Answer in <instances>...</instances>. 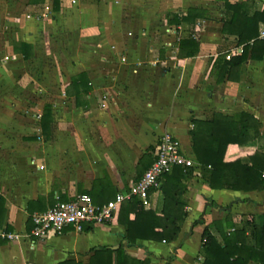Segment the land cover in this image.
I'll use <instances>...</instances> for the list:
<instances>
[{
  "label": "crops",
  "instance_id": "0c3cea01",
  "mask_svg": "<svg viewBox=\"0 0 264 264\" xmlns=\"http://www.w3.org/2000/svg\"><path fill=\"white\" fill-rule=\"evenodd\" d=\"M252 1L253 10L264 8V0ZM52 3L22 0L24 13L16 12L17 0L0 1L5 24L13 18L19 24L17 33L10 34L11 43L28 41L34 45L33 59L22 61L13 56L25 68L35 61H47L49 56L42 53L49 39H54L57 51L69 60V64L59 66V80L52 82L56 95L47 102L40 101L35 116L41 115L45 104L52 105L50 139H32L40 135L37 124L36 136L17 142H12L17 132L15 122L10 120L6 128H0L2 228L15 234L28 233L31 215L48 210L56 199L69 201L87 194L104 205L140 179L138 162L145 154L154 158L156 141L163 134L175 136L183 153L195 162L189 131L193 121L208 119L213 113L231 116L246 112L257 118L262 125L259 137L241 149L264 152V59L243 63L237 81L224 80L216 85L211 75L218 49L235 40L220 33L222 1L60 0L56 12ZM214 6L219 11L215 20ZM192 7L209 11L210 19L198 22L200 27L203 24V32L199 33L196 25L193 29L199 53L180 60L174 48L175 28L167 26L166 20L171 14H186ZM144 27L146 31L140 30ZM119 54L126 62L119 60ZM229 55H237L236 49L232 48ZM80 73L89 79L90 91L80 98L87 103L86 108L76 107L74 98L66 94L71 79ZM239 158L249 164L248 157H241L238 150L227 151L224 162ZM195 174L184 195L187 218L177 239L171 243L138 240L135 246L124 247L130 257L148 259L149 264H194L206 227L221 242L213 222H221L228 235L235 227L252 221L246 233L249 236L254 226L264 222V190H212ZM149 202V208L160 214L162 194L151 191ZM227 218L234 226L227 228ZM198 220L203 223L194 225ZM124 232V227L114 223L80 233L71 228L61 234L51 231L42 240L22 237L0 241V264H88L95 249H117L125 244Z\"/></svg>",
  "mask_w": 264,
  "mask_h": 264
},
{
  "label": "trees",
  "instance_id": "16d2710c",
  "mask_svg": "<svg viewBox=\"0 0 264 264\" xmlns=\"http://www.w3.org/2000/svg\"><path fill=\"white\" fill-rule=\"evenodd\" d=\"M219 1L223 3L220 33L235 37V40L222 44L218 49L211 68V75L216 85L223 83L224 80L237 81L241 66L246 61L264 59V8L261 11L253 10L252 0L242 3ZM52 9L54 12L60 9V0H53ZM209 19V11L196 7L187 9L184 15L171 14L167 18L166 25L175 28L177 40L174 48L178 59L192 58L199 53L200 44L194 38L193 29L199 21ZM232 48H240L241 51L237 55L230 56ZM11 52L22 61H28L35 56L34 45L28 41H13ZM89 91V79L85 73H80L71 79L66 94L74 98L76 107L86 108L87 103L82 102L80 98ZM52 124V105L45 104L37 122L40 135L32 139H38L40 136L45 140L50 139ZM261 126L257 118L246 112L231 116L213 113L208 119L193 121L189 136L196 166L175 167L170 173L161 177L157 190L163 196V208L160 214L155 213L151 208H145L136 198L119 204L108 224L116 223L125 228L122 237L125 244L121 243L117 249L108 247L95 249L88 264H149L148 259L137 260L130 257L124 247L135 246L138 240L171 243L177 239L187 218V202L184 195L195 173L202 183L212 190L263 191L264 152L255 148L241 149L257 140ZM237 150L241 157H248L249 164H243L240 158L233 162H224L227 151ZM153 160L150 154H145L138 162L137 176H142ZM115 196L104 203L113 200ZM92 201L102 206V203ZM2 203L3 199L0 198V204ZM202 223V220H198L194 225ZM212 226L219 233L221 242L212 235L208 227L204 229L199 250V256L203 259L202 264H248L249 262L264 264V222L253 227L251 236L246 233L253 226L252 221L235 227L228 235L223 232L221 222H213ZM226 226L227 228L234 226L229 218L226 219ZM0 230L10 231L7 227L2 228L1 222Z\"/></svg>",
  "mask_w": 264,
  "mask_h": 264
},
{
  "label": "built area",
  "instance_id": "2783aa9c",
  "mask_svg": "<svg viewBox=\"0 0 264 264\" xmlns=\"http://www.w3.org/2000/svg\"><path fill=\"white\" fill-rule=\"evenodd\" d=\"M198 27L197 23L195 28ZM240 51V48L236 49V54H239ZM118 56L122 63L126 62L124 55L119 54ZM106 98V95L103 94L102 99L106 100ZM195 166V162L183 153L179 140L171 134H163L156 141L152 164L127 191L118 192L113 200L102 206L94 204L87 194L77 195L69 201L56 199L55 204L48 210L31 215L32 227L28 233L15 234L0 230V241H14L22 237L42 240L51 231L61 234L65 229L71 228L80 233L86 228L108 224L119 204L136 198L145 208H149V194L151 191L159 189L160 179L163 175L170 173L175 167L190 168ZM262 176L264 177V174ZM202 262L203 259L199 256L194 264H202Z\"/></svg>",
  "mask_w": 264,
  "mask_h": 264
},
{
  "label": "rangeland",
  "instance_id": "374dc122",
  "mask_svg": "<svg viewBox=\"0 0 264 264\" xmlns=\"http://www.w3.org/2000/svg\"><path fill=\"white\" fill-rule=\"evenodd\" d=\"M17 1L19 4L16 7V12L25 13L26 11L22 6V0ZM126 9L130 10L131 8ZM211 11L213 12L212 18H214V20L215 18H218V8L214 6ZM1 12L5 14V11L0 8V14ZM2 16L3 15L1 14L0 128H6L9 125L10 120L15 122L13 123V126L16 127L15 131L17 132L14 134L15 137L13 136L14 140L12 137V142H17L21 138L36 136L34 135V132L36 130L38 118H35V116L38 112V106L43 102H47L50 96L56 95L57 91L53 88L52 82H57L56 80H59V66L69 64V60L64 54L57 51L54 39H49L46 40L47 47L42 53L44 55L46 54V57L49 56L47 61H35L34 63L36 64L31 65L30 67L27 65V68H25L22 62L15 59L9 51V44L12 40L10 34L17 33L19 24L12 17L13 19L10 20L8 23L9 25H7L5 24L6 19ZM143 25L146 26V22H144ZM202 27L203 24H201V27H198L199 29L197 28L199 33L201 30L202 32L204 31ZM146 28H140V30L146 31ZM43 63L45 65H43Z\"/></svg>",
  "mask_w": 264,
  "mask_h": 264
}]
</instances>
